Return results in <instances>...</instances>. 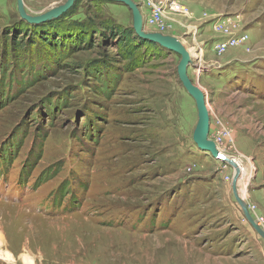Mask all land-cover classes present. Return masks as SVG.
Instances as JSON below:
<instances>
[{
    "label": "rangeland",
    "instance_id": "374dc122",
    "mask_svg": "<svg viewBox=\"0 0 264 264\" xmlns=\"http://www.w3.org/2000/svg\"><path fill=\"white\" fill-rule=\"evenodd\" d=\"M64 1L23 0L31 14ZM133 1L143 17L149 2L176 1L194 11L191 17L166 12L171 27L165 34L183 35L195 15L206 21L225 17L255 43L258 56L242 66L201 72L210 80L209 138L228 129L219 151L241 161L237 192L248 182L243 201L264 228V0ZM18 16L16 0H0V90L8 88L6 95L0 91V152L14 133L19 147L12 162L0 163V264H28L26 257L33 264H264V239L232 192L234 168L192 140L197 111L177 77L179 56L141 48L138 59L129 61L102 27L88 47L36 42L40 50L25 43L18 49L15 32L24 34L27 25ZM73 18L132 27L127 6L110 1L79 0ZM212 23H206L213 36L204 44L205 60L216 57L214 44L222 38ZM61 25L62 31L78 28ZM144 28L160 32L145 25V17ZM103 61L109 67L97 77L91 70ZM193 63L187 73L196 81L200 71ZM31 151L23 180L19 165ZM48 167L56 172L37 181ZM62 181L80 188L73 212L51 207Z\"/></svg>",
    "mask_w": 264,
    "mask_h": 264
},
{
    "label": "trees",
    "instance_id": "16d2710c",
    "mask_svg": "<svg viewBox=\"0 0 264 264\" xmlns=\"http://www.w3.org/2000/svg\"><path fill=\"white\" fill-rule=\"evenodd\" d=\"M79 0H75L73 3L72 7L69 8L65 13H63L60 17L40 23V24H29L25 20L21 19L18 16L17 22H26V28L23 25L22 30L23 33L22 35L18 36L17 33L15 32L16 36L14 37V45L18 46V49L22 46L23 43L27 45V49L30 50L31 48H38L40 50L39 42L46 44L52 48L57 47L59 44L60 46L65 47V45H68L70 48H82V47H88L90 43V39L94 36L95 33L101 32V27L105 30V35L106 37H111V39H115V45L120 48V53L124 59H127L129 61L133 60L135 57L138 59L139 53L138 51L142 48L144 50H151L153 51H161V50H167L160 46L157 43L144 40L140 38L133 30L132 27H123L121 25H116V24H107V21H102L97 24V26L93 25L92 23L90 24L89 21H78L77 19L73 18L74 14V7L77 4ZM91 3H104L107 2L109 3V0H88ZM119 3L115 1H110V3ZM122 4V3H120ZM124 5V4H123ZM125 6V5H124ZM74 20V22H72ZM67 24H73V26L77 25L72 29H69L67 27L64 31L59 30L60 28H63L61 23ZM85 22H88L86 25ZM29 29V31L27 30ZM98 29V30H97ZM26 30V31H24ZM103 30V31H104ZM20 37V38H19ZM16 40V41H15ZM17 40H20V42H17ZM26 41V42H25ZM38 42V43H36ZM35 45V46H34ZM77 45V46H76ZM59 48V47H57ZM169 51V50H168ZM33 56V53H31ZM176 54V53H175ZM179 56V55H178ZM231 63H238L240 66H242V63L245 62H231ZM75 64V63H73ZM72 64V65H73ZM228 64V63H227ZM226 64V65H227ZM230 64V63H229ZM228 64V65H229ZM6 65V64H5ZM72 65H69L70 67ZM227 65V67H228ZM101 67V68H100ZM109 64H107L105 61L101 62L97 67H93L91 72L94 73L97 77L99 74H101L100 70L102 68L108 69ZM226 67V68H227ZM23 70H27V66L23 65L20 66ZM231 69V68H229ZM106 71V70H105ZM41 71L36 72V77L33 75V79L29 80L31 81L30 83L34 82L33 80H36V78L41 75ZM252 75H255L254 73H250ZM2 79L4 78V70L1 72ZM9 80L14 79L12 77V74L9 75ZM106 78H111L109 74H105ZM206 78L208 82L210 80L207 78V76H202V79ZM112 79V78H111ZM16 80V79H14ZM28 81V82H29ZM27 82V79H26ZM27 82V83H28ZM102 85H106V81L102 82ZM209 84H207L208 86ZM5 88L6 91L8 92V88L4 87L1 88L0 91H3V94H5ZM2 93V92H1ZM0 93V97H2V94ZM6 95V94H5ZM57 103L62 104L63 101L62 99L56 101ZM51 104V102H49ZM48 109L53 112L55 109V101L54 103L51 104ZM85 131L87 132V135H90V127H89V122L87 119V122L85 123ZM84 131V132H85ZM17 133H14L7 141H5V144L1 146V152H0V163L2 162L3 166L6 164V162H12L17 154H19V147H18V138H17ZM94 138H97V135H94L93 141H95ZM17 139V141H15ZM39 149H41V146H39ZM34 154L32 151L29 153V158L23 161L22 164H20L21 168V173L22 175L20 177L25 180V178L28 175V172L31 170V163L30 158H33ZM60 168V164L58 165V170ZM55 170H52L51 167H48V169L43 170L37 177V181L42 182L48 178H50ZM73 175V174H71ZM38 182V183H39ZM80 188L77 187L75 188L71 183H68L66 181H62L59 186L55 189L51 199H50V204L52 208L58 209L61 208L63 210H70L71 212L74 211L73 207L75 205H80L79 197H78V192ZM114 223V220H112ZM148 228L150 227V224L147 225Z\"/></svg>",
    "mask_w": 264,
    "mask_h": 264
},
{
    "label": "water",
    "instance_id": "95a60500",
    "mask_svg": "<svg viewBox=\"0 0 264 264\" xmlns=\"http://www.w3.org/2000/svg\"><path fill=\"white\" fill-rule=\"evenodd\" d=\"M122 3L127 6L132 15V28L134 32L142 39L159 44L163 48L172 51L179 55V60L176 66L177 77L185 91L194 100L197 121L192 132V140L196 146L203 151L209 152L213 158H220L234 168L232 179V192L235 200L240 205L244 217L254 228L257 234L264 239V228L254 219L249 212L247 203H244L236 190L239 169L235 160L222 155L217 149L214 141L209 138L210 114L206 100V92L200 86L198 81L191 79L187 73V68L193 64V59L184 43L174 35L161 33L159 31H146L144 28V17L139 9V6L133 0H109ZM75 0H65L64 3L53 6L45 11L31 14L26 11L23 0H16V7L19 17L29 24H40L60 17L69 8L72 7ZM209 102V101H208Z\"/></svg>",
    "mask_w": 264,
    "mask_h": 264
},
{
    "label": "built area",
    "instance_id": "2783aa9c",
    "mask_svg": "<svg viewBox=\"0 0 264 264\" xmlns=\"http://www.w3.org/2000/svg\"><path fill=\"white\" fill-rule=\"evenodd\" d=\"M176 1H170L169 3H150L148 5L149 12L145 15V25H155L159 28L161 33H164L166 28H170L171 25L167 24L166 12H171L172 16L177 15V13H182L187 17L192 16V12L188 10L187 7L180 3H175ZM172 20V19H171ZM177 21V20H175ZM178 22V21H177ZM182 22L180 25L183 26ZM185 27V26H183ZM189 26H187L188 28ZM212 29L215 33L222 35V38L218 39L214 44V51L216 55H222L228 49L236 46L245 45L249 40V34L247 31L241 29L237 21L233 24L230 23V20L225 17H219L213 20ZM246 50L249 51L250 47H246ZM197 69L204 70V65H196ZM208 95H206L207 97ZM205 97V98H206ZM229 135V131L225 127H221V131L218 135L214 136L212 140L216 143L217 149L221 150V145L224 142V139ZM256 219L258 222L262 221V218L257 216Z\"/></svg>",
    "mask_w": 264,
    "mask_h": 264
},
{
    "label": "crops",
    "instance_id": "0c3cea01",
    "mask_svg": "<svg viewBox=\"0 0 264 264\" xmlns=\"http://www.w3.org/2000/svg\"><path fill=\"white\" fill-rule=\"evenodd\" d=\"M192 12L194 14V11H192ZM216 18L217 17H215L213 19H209L208 21L215 20ZM194 19H195V21H193V23L188 24L189 27L186 28L184 34L179 35L177 37H179L182 40V42L186 45L187 48H190L189 47V44H190V45H193L192 47L196 49L197 55L193 56L192 58L194 60H196L197 64L199 63L202 66L204 65V68L210 67V70H211L212 68L220 67L222 65L224 66L227 63H231V62H246V61L258 56L259 53H257V52L255 53L254 49L252 48V44H255V43H252L249 40L247 45L232 47V48L228 49L226 52H224L222 55H219V56L216 55V57H218V58L214 57L212 59L205 60L203 47H204L205 42L210 40V38L213 36V33L207 32V26H206V23L208 22V21H206L207 19L196 18V15H195ZM211 30H212V28H211ZM212 32H214V31H212ZM246 47H250V50L247 51ZM199 71L201 72L203 70L200 69ZM200 72L196 73V77H197L196 81L199 82L200 86L202 87V89H204V91H208L207 88L209 87L210 84L206 78L202 79L203 73L201 72L202 74H200ZM190 77H191V79H193L192 78L193 75L191 73V70H190ZM207 84H209V85L207 86Z\"/></svg>",
    "mask_w": 264,
    "mask_h": 264
},
{
    "label": "bare ground",
    "instance_id": "6f19581e",
    "mask_svg": "<svg viewBox=\"0 0 264 264\" xmlns=\"http://www.w3.org/2000/svg\"><path fill=\"white\" fill-rule=\"evenodd\" d=\"M183 43V42H182ZM187 50L189 51V53H190V56H196L197 55V51H196V49L195 48H193V47H190V48H187ZM208 107H209V105H208ZM215 143V142H214ZM215 145H216V143H215ZM216 147H217V145H216ZM220 152V151H219ZM235 160V162H236V165H237V167H238V169H239V177H241V175L243 174V172H244V167H242V164H241V161L239 160V159H234ZM248 181V180H247ZM247 183L248 182H243L242 183V186H241V188H240V190H239V192L240 193H238L239 194V196L241 197V199L243 200V195L245 194V192H246V187H247ZM236 190H237V186H236ZM244 202V201H243ZM245 203V202H244ZM244 215V214H243ZM0 240H2V235H0ZM8 254V253H7ZM1 256V255H0ZM5 258H8V257H5ZM26 259L27 260H25L28 264H33V261H32V259H29V257L27 258L26 257Z\"/></svg>",
    "mask_w": 264,
    "mask_h": 264
}]
</instances>
